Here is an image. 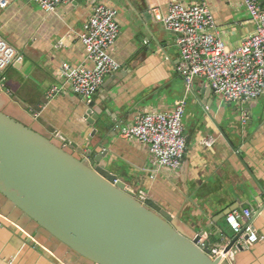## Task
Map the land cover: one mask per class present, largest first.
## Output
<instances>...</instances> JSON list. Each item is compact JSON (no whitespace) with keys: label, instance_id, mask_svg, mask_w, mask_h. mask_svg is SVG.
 <instances>
[{"label":"crops","instance_id":"0c3cea01","mask_svg":"<svg viewBox=\"0 0 264 264\" xmlns=\"http://www.w3.org/2000/svg\"><path fill=\"white\" fill-rule=\"evenodd\" d=\"M203 1L227 46L236 48L254 33L242 0H73L52 14L31 0H10L0 9V35L21 60L3 73L0 111L54 141L61 135L64 141H57L67 150L73 143L84 153L105 154L100 166L124 179L139 200L144 192L146 201L169 214L188 236L200 237L203 246L235 252L228 264H264V97L226 103L199 78L188 89L177 36L155 21L173 2ZM99 4L117 11L120 28L110 52L120 69L93 98L112 127L101 147L89 139L93 101L75 95L63 71V65L92 66L79 37ZM54 88L57 93L48 98ZM183 99L187 153L177 170L156 166L148 146L120 138V129L139 114L170 112ZM209 140L212 146L205 144ZM246 210L251 220L242 215ZM235 211L243 225L254 227L256 244L244 245L227 223ZM0 264L92 263L45 236L0 197Z\"/></svg>","mask_w":264,"mask_h":264},{"label":"water","instance_id":"95a60500","mask_svg":"<svg viewBox=\"0 0 264 264\" xmlns=\"http://www.w3.org/2000/svg\"><path fill=\"white\" fill-rule=\"evenodd\" d=\"M91 101L89 139L101 147L112 127ZM57 140L64 138L54 141L0 111V197L45 236L92 264H228L159 206L139 201L100 166L105 154L73 143L71 152Z\"/></svg>","mask_w":264,"mask_h":264},{"label":"built area","instance_id":"2783aa9c","mask_svg":"<svg viewBox=\"0 0 264 264\" xmlns=\"http://www.w3.org/2000/svg\"><path fill=\"white\" fill-rule=\"evenodd\" d=\"M31 1L47 14L56 13L61 5L73 2ZM9 2L0 0V9H6ZM242 3L256 29L236 48L227 46L220 38L215 18L205 1L192 5L173 2L166 16L155 15L157 23L177 36L181 71L188 89L199 78L209 83L213 93L226 103L244 104L264 97V5L259 0H242ZM117 16L116 10L103 4L96 5L79 37L92 66L71 68L63 65L73 93L84 100H92L98 95L105 79L120 69L110 53L120 34ZM20 60L18 51L0 35V86L5 81L3 73ZM56 93L54 88L48 98ZM186 105L183 99L178 100L170 112L139 114L132 124L120 129V138L148 146L156 166L177 170L187 153L183 123ZM205 144L212 146L214 141ZM139 198L146 201L145 193L140 192ZM242 215L247 220L253 217L249 210ZM240 217L241 214L235 211L226 220L233 232L242 238L243 244L252 246L259 241L258 235L252 224L243 225ZM210 257L233 262L235 252L212 249Z\"/></svg>","mask_w":264,"mask_h":264}]
</instances>
